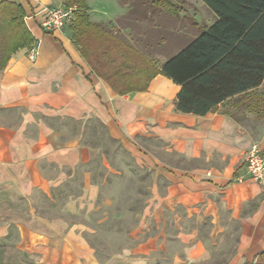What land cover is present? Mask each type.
Instances as JSON below:
<instances>
[{"label": "crops", "instance_id": "0c3cea01", "mask_svg": "<svg viewBox=\"0 0 264 264\" xmlns=\"http://www.w3.org/2000/svg\"><path fill=\"white\" fill-rule=\"evenodd\" d=\"M0 1L23 7L38 52L31 62V45L18 50L0 71V191L54 202L52 193L99 153L80 142L96 124L138 162L150 158L165 181L153 204L173 218L167 238L157 232L98 261L81 227L29 207L15 223L17 248L39 264H254L264 252V179L235 177L253 144L264 157V115L251 112L264 80L201 116L176 109L180 86L161 73L217 22L214 8L205 0H83L86 22L46 33L42 10L63 0ZM218 1L223 9L245 5ZM189 96L192 105L202 100ZM103 168L110 170L105 159ZM80 176L81 195L62 213L79 216L98 197L91 173ZM145 232L140 226L132 237Z\"/></svg>", "mask_w": 264, "mask_h": 264}, {"label": "trees", "instance_id": "16d2710c", "mask_svg": "<svg viewBox=\"0 0 264 264\" xmlns=\"http://www.w3.org/2000/svg\"><path fill=\"white\" fill-rule=\"evenodd\" d=\"M205 1L214 8L217 22L161 67V73L180 86L176 109L201 116L227 97L253 90L264 80V0H243L245 5L239 9L220 8L226 5L218 0ZM63 6L75 7L72 25L86 22L83 0H63ZM24 16L21 5L0 1V71L13 54L34 43ZM191 93L202 100L190 104ZM254 98L257 101L251 104V112L264 115V94L252 92L251 101ZM11 235L0 240V264H7L4 246ZM32 257L13 245L12 264H39ZM254 264H264V252Z\"/></svg>", "mask_w": 264, "mask_h": 264}, {"label": "rangeland", "instance_id": "374dc122", "mask_svg": "<svg viewBox=\"0 0 264 264\" xmlns=\"http://www.w3.org/2000/svg\"><path fill=\"white\" fill-rule=\"evenodd\" d=\"M93 126V132L89 130L80 142L86 148L99 149V153L93 160L79 167L65 186L52 193L54 202L47 201L39 192L25 200L0 191V230L6 235L12 234L4 246V261L7 264H12V248L13 245L17 247L18 243L15 223L26 219L29 207L38 214L60 216L69 224L81 227L82 238L93 249L98 261H105L121 249L134 245L136 240L140 241L154 233L163 232L166 238L172 235L171 212L166 206L160 205L156 209L157 204H153L154 195H161L165 181L152 169L150 161H147L150 158L138 162L120 144L109 141L96 124ZM104 159L110 164L109 171L103 168ZM82 170H88L92 182L99 185L98 197L95 202L85 205L79 216L67 215L62 213V208L69 197L81 195ZM188 225L195 224L188 222ZM140 226L145 227L146 232L135 239L132 237L133 232ZM207 226L205 224L204 228ZM36 258L34 255L31 259Z\"/></svg>", "mask_w": 264, "mask_h": 264}, {"label": "built area", "instance_id": "2783aa9c", "mask_svg": "<svg viewBox=\"0 0 264 264\" xmlns=\"http://www.w3.org/2000/svg\"><path fill=\"white\" fill-rule=\"evenodd\" d=\"M42 12L44 17L40 28L46 33H54L61 31L66 23L74 19L75 7L45 8ZM37 54V47L33 43L28 51V59L33 62ZM248 179L258 183L264 179V157L256 144H253L243 157L240 173L235 177L236 182Z\"/></svg>", "mask_w": 264, "mask_h": 264}]
</instances>
